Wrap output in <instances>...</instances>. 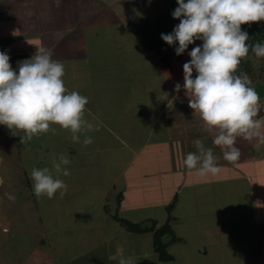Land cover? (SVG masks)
Segmentation results:
<instances>
[{"label": "crops", "instance_id": "0c3cea01", "mask_svg": "<svg viewBox=\"0 0 264 264\" xmlns=\"http://www.w3.org/2000/svg\"><path fill=\"white\" fill-rule=\"evenodd\" d=\"M33 1L0 0V51L7 50L16 69L17 61L30 58L36 47L51 49L52 58L65 66L63 80L68 90L89 99L84 118L99 126L98 131L86 133L92 137L91 144L73 143L69 146L72 150L63 151L71 160L66 166L70 175L60 177L68 190L63 196L56 193L55 208H51L62 217L61 223L52 226L57 230H52L51 244L42 256H35L37 260L70 264L83 257L78 264H110L121 258L117 250L122 252L123 246L129 245L126 252L134 263L149 264L134 253L140 245L153 247L152 232L121 228L111 213L117 211L120 217L145 226L151 225L150 220L160 225L153 205L160 206L159 213L165 212L167 221L166 205L173 203L170 223L177 239L171 242L172 237L166 235L163 242L168 247L176 244L169 247L174 259L162 264H264V144L238 138L240 159L223 160L202 120L188 107L183 87L174 91L175 84L183 85V64L190 60L191 49L179 56L174 49L170 65L163 66L140 45L135 12L124 17L118 10L113 17L108 11L110 4L101 0H61L59 7L53 1L40 0L38 5H46L39 11ZM26 5L36 11L23 12L21 6ZM119 37L135 39L150 54L148 59L130 61L129 53L122 54L121 45L114 43ZM105 48L114 54L96 53ZM92 56L95 60L106 57V64L110 60L116 69L94 82L100 87H94L90 76L92 70L105 65L89 62ZM119 84L122 87H117ZM51 127L62 133L58 125ZM60 138L69 139L66 135ZM196 139H202L221 157L218 174L200 176L184 165L186 154L197 151ZM60 153L51 147L44 155L53 158ZM110 167L112 172L104 173ZM150 207L152 212L140 214ZM137 210V217L128 216ZM78 219L87 221L83 234H77ZM144 234H149V239L140 238ZM66 238L68 246L62 251ZM50 249L58 253L56 262L46 254ZM93 249L96 261L87 256ZM60 252L66 254L59 256Z\"/></svg>", "mask_w": 264, "mask_h": 264}, {"label": "clouds", "instance_id": "9594fccd", "mask_svg": "<svg viewBox=\"0 0 264 264\" xmlns=\"http://www.w3.org/2000/svg\"><path fill=\"white\" fill-rule=\"evenodd\" d=\"M53 3L59 7L61 0ZM176 3L178 6L171 15L179 23L171 33H162L161 39L169 46L178 45L177 56L197 40L202 44L188 52L190 60L183 64V85L175 84L174 91L183 87L188 107L202 120L223 160L237 162L241 157L236 146L238 138L264 144V120L256 118L260 96L246 72L236 74L241 59L250 49L256 57H264V43L249 45L250 37L241 29L242 24L264 21V0H176ZM52 55L51 49L36 47L30 58L17 61L13 69L7 50L0 51V125L14 135V129L22 130L25 134L20 136L22 144L50 131L55 134L56 129L50 125H58L71 133L74 143L87 146L93 140L86 133L99 130L98 125L84 118L89 99L78 91L68 90L63 80L65 66ZM80 134H85L83 141ZM193 144L197 151L186 154L184 165L200 176L218 174L221 157L214 153L213 147L206 146L202 139L194 140ZM70 163L67 155L60 153L53 156L51 168L30 169L37 198L53 199L57 192L61 196L66 194L68 186L60 177L70 175L66 167ZM8 199L15 197L8 195ZM118 264L134 261L121 255Z\"/></svg>", "mask_w": 264, "mask_h": 264}, {"label": "rangeland", "instance_id": "374dc122", "mask_svg": "<svg viewBox=\"0 0 264 264\" xmlns=\"http://www.w3.org/2000/svg\"><path fill=\"white\" fill-rule=\"evenodd\" d=\"M51 1L53 0H50V2ZM73 1L76 2L75 0ZM101 1H104L106 4H110L108 11L112 14L113 17L114 15L118 14V10L122 12L124 17H126L129 13L135 12L136 17L138 16V19L147 21V23L154 22L155 18L161 14L166 15L167 13H169V5L176 3V0ZM39 2L40 0H34L32 3L36 10L41 11L42 8H40V6H45L46 3L43 2L42 4L40 3V5H38ZM70 2L72 1L70 0ZM34 8L32 7V5L21 6L23 12L27 10L31 14H33L35 10ZM44 11L46 13V8H44ZM28 36L30 38V35ZM32 37L38 38V36L36 35ZM114 43H117V45L119 43L121 45V49L119 50V52H121L122 54L129 53L128 56L130 58H133L130 59V61H145L148 59V55H150L148 52L141 48V44H137V41H135V39L130 40L127 37H125V39H122V37H119L116 39V41L114 40ZM172 46L174 47V44ZM191 46L192 45H189V47ZM96 53L106 54L111 52L110 50H106L105 48V50L97 51ZM89 60H91L89 62L100 64V66H103V64L105 65V68L102 67L101 70H92L90 78L93 82L94 87H100L97 84H94V82L96 80H99L101 76L103 78L107 77L106 72H116L115 66L113 68V65L111 64L112 62L110 60L107 61L106 64V57H99L97 60H95V57L92 56V58H89ZM187 60L189 61V59ZM248 60L250 61L252 66L251 72L248 73V76L252 80L251 86H253L258 92L260 96V107H262L264 110V57L258 58L250 56ZM183 61L184 60L180 59V62ZM111 87H113V85ZM117 87H122V84L117 85ZM261 120H264V116ZM60 130L62 131V133L60 134L56 132L55 134H53L50 131L39 136H34L31 141H27L22 144L20 142V136L25 135L22 130L14 129V135L6 126L0 125V177L3 178V184H0V264H43V262L41 260H37L35 256H42L44 254H42V252L50 246L54 233V231L52 230H57L52 229V226H57L58 224H60L62 217L59 214H55L51 209L52 207L55 208L53 202L54 199H48L46 196H42L41 198L36 197L33 192L32 180L29 173L32 167L51 168L52 155H44L46 154V150H50L51 147L54 152H56V148L61 153H64V150L66 151V153L72 150L71 147L69 148V146H72V144L74 143L71 140V134H68V130H64L61 128ZM65 135L69 138L68 140L60 138ZM80 139H82V134H80ZM75 144L77 145L78 143ZM114 170H116V168ZM111 172L112 167L104 171V173L106 174H110ZM133 186L134 183L132 187ZM6 194L14 196L15 199L9 200L8 195ZM166 206L168 207V205ZM153 207L154 208L152 209L154 210V214L158 219L162 221L160 225L164 224L166 222L164 220L165 212L161 211L159 213L160 206H158L157 204H154ZM152 209L151 207L144 209L140 214L144 215L146 213L152 212ZM162 210L164 209L162 208ZM166 212L167 216L169 217V211ZM137 214H139V210H137V212L128 214V216L137 217ZM128 219L131 220V218L129 217ZM76 223H78L77 229L80 228L79 232L77 231V234H83L80 232L83 231V229H88L86 220L78 219L76 220ZM120 227L122 228V226ZM72 231L75 232L73 229ZM72 231L69 234H71ZM141 237L147 239L149 237V234H144L140 236V238ZM168 237L172 236L168 235L166 238ZM67 238L65 240L64 246L61 245L62 251L65 250V248L68 246ZM112 238L113 236L110 235V239ZM127 238L125 239V241L127 240ZM175 245L176 244L169 245L170 249ZM169 247L167 249H169ZM117 248H119V246H117ZM34 249H37L38 251L34 252ZM130 249L131 248L129 245L123 246L122 252L117 250L118 257H121V255H123L124 257L130 256V253L126 252L130 251ZM95 250L96 249H93L91 253H88L89 255H87L93 256L90 261L97 260V255L94 252ZM152 252H154V250L151 245H140L138 251H136L134 254L138 257L144 258L145 261L149 264H162L163 262L157 258L156 253ZM64 253L65 252H60L59 256H62V254ZM46 254H49L50 258H52V261L56 262L55 258H58V253L55 250L50 249L49 253L47 252ZM232 255L238 257L240 254L236 256L235 253H232ZM42 258L43 257H41V259ZM119 259L110 264H118ZM81 260H84V258L82 257L78 260H72L70 264H78V261ZM44 261H46V259ZM48 261L49 260L47 259L46 264L50 263ZM134 264H138L137 261H135ZM239 264H242V262L240 261Z\"/></svg>", "mask_w": 264, "mask_h": 264}, {"label": "trees", "instance_id": "16d2710c", "mask_svg": "<svg viewBox=\"0 0 264 264\" xmlns=\"http://www.w3.org/2000/svg\"><path fill=\"white\" fill-rule=\"evenodd\" d=\"M186 2V0H185ZM177 3H173L169 5L168 10L169 13L166 15H159L155 18V21L152 23H147V21H142V19H138V16L135 17L138 20L137 23V29L135 30L136 37L139 41V43L142 45V47L155 54L160 61V63L163 66H168L171 63V56L173 54V51L175 49V43L174 48L173 46L167 45L162 39L161 34H168L171 33L174 26L179 23L178 19L172 18V11L177 7ZM143 23V24H142ZM241 29L243 31H246L250 37V40L247 42L249 45L254 44L256 42L264 43V21L260 22H253L251 24H242ZM168 31V32H167ZM202 44V41H195V43L188 47L192 49L196 45ZM250 56H255V54L249 50V53L246 57L241 59V63L239 65V68L237 70V75L242 70L246 72L247 74L251 72L252 66L248 58ZM264 114V110L262 107L259 108L258 116H261ZM120 200V195H117V201ZM173 203H170L167 207V211H169V217L167 221L162 224L158 225L156 220H150L151 225L145 226L142 222H131L125 218H122L118 215L117 211L112 212L111 216L112 218L117 221L122 227H124L126 230L136 233H142V232H152L153 234V250L157 255V258L162 261H170L174 259V256L169 252L168 244H164L162 242V238L166 235L172 236L171 242H174L177 237L174 234V231L171 228L170 225V218H171V208ZM107 207V206H104ZM108 208V207H107ZM170 242V243H171Z\"/></svg>", "mask_w": 264, "mask_h": 264}]
</instances>
